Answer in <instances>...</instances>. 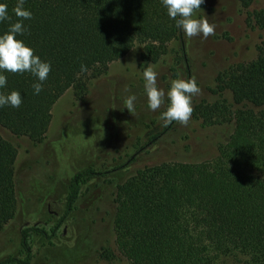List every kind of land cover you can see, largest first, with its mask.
Listing matches in <instances>:
<instances>
[{"label":"trees","instance_id":"trees-1","mask_svg":"<svg viewBox=\"0 0 264 264\" xmlns=\"http://www.w3.org/2000/svg\"><path fill=\"white\" fill-rule=\"evenodd\" d=\"M0 2L10 16L0 22L3 34L18 19L12 11L17 0ZM250 3L239 0L245 10ZM24 8L32 16L22 21L27 30L16 38L50 62L51 71L39 95L33 94L31 85L38 81L31 74L3 73L7 83L0 94L17 91L22 103L0 107V128L33 143L43 140L51 109L68 90L80 100L91 80L135 46L142 48L145 69L167 53L171 42L182 44L181 31L160 0H25ZM246 21L264 31V9L248 13ZM180 51L185 61L182 46ZM215 85L219 95L230 94L232 103L218 99L196 106L192 114L204 125L233 124L216 157L146 167L116 187L114 247L128 264H264V38L254 60L220 72ZM169 127L117 169H125ZM15 157L13 146L0 136V232L14 216ZM98 175L87 170L70 178L58 226L72 211L81 187ZM57 225L49 233L38 227L23 229V258L0 264H29L30 238L50 240Z\"/></svg>","mask_w":264,"mask_h":264},{"label":"rangeland","instance_id":"rangeland-1","mask_svg":"<svg viewBox=\"0 0 264 264\" xmlns=\"http://www.w3.org/2000/svg\"><path fill=\"white\" fill-rule=\"evenodd\" d=\"M262 9L264 0H251L246 10L239 0H204L194 18L214 25V35L189 38L181 32L182 44L171 42L167 53L151 65L158 73V87L167 92L171 80L193 79L201 90L192 98L193 110L218 99L232 103L227 92L218 94L215 79L220 72L255 59L264 31L250 27L246 18ZM180 46L185 61L180 58ZM141 52V46H135L110 64L104 75L88 83L80 100L73 91L65 92L51 109V121L40 143L0 128V136L16 151L15 210L0 232V262L23 258V229L38 227L49 233L65 213L70 178L92 170L100 175L81 187L72 211L57 225L54 236L50 240L30 238L29 264H128L114 247L116 187L137 171L160 163L212 160L218 146L227 141L233 130L231 122L204 125L192 114L186 126L173 122L125 169H117L166 128L160 115L166 110L167 98L156 111L147 107ZM129 94L136 96L131 114L124 109ZM110 254L113 257L106 259Z\"/></svg>","mask_w":264,"mask_h":264},{"label":"clouds","instance_id":"clouds-1","mask_svg":"<svg viewBox=\"0 0 264 264\" xmlns=\"http://www.w3.org/2000/svg\"><path fill=\"white\" fill-rule=\"evenodd\" d=\"M160 3L166 9L168 17L185 36L191 38L199 35L206 39L214 35V25L209 24L206 19L194 18V12L200 9L204 0H160ZM24 4L25 0H17L12 11L18 19L8 25L7 31L0 34V88L7 83V77L3 73H29L38 81L31 85L33 94L39 95L42 91V83L51 71V64L42 61L23 40L16 38L27 30L22 21L30 20L32 16V13L24 8ZM8 20L10 16L7 5L0 2V22ZM80 70L85 72L87 69L81 65ZM157 76L158 73L151 65L142 73L148 109L158 110L166 97L167 107L160 115L163 126L167 127L173 122L186 126L193 112L192 98L200 93V88L193 79L177 78L170 81L169 88L165 92L163 88L158 87ZM124 91L129 90L126 87ZM135 100L134 94L127 95L124 100V109L126 108L130 114L135 111ZM21 103L22 97L17 91H11L6 95L0 94V107L18 108Z\"/></svg>","mask_w":264,"mask_h":264}]
</instances>
